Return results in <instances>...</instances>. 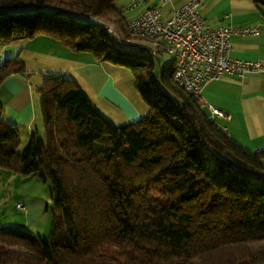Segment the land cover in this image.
Listing matches in <instances>:
<instances>
[{
    "label": "trees",
    "instance_id": "obj_1",
    "mask_svg": "<svg viewBox=\"0 0 264 264\" xmlns=\"http://www.w3.org/2000/svg\"><path fill=\"white\" fill-rule=\"evenodd\" d=\"M38 36L127 67L150 110L114 124L74 80L44 73V132L20 150L0 104V168L53 185L47 237L0 227V264H264V152L237 143L177 81L173 54L158 67L161 49L131 47L146 38L116 0H0V43ZM15 74L32 76L20 54L0 64V87Z\"/></svg>",
    "mask_w": 264,
    "mask_h": 264
},
{
    "label": "crops",
    "instance_id": "obj_2",
    "mask_svg": "<svg viewBox=\"0 0 264 264\" xmlns=\"http://www.w3.org/2000/svg\"><path fill=\"white\" fill-rule=\"evenodd\" d=\"M133 0H116L118 7L126 9L127 21L140 14L146 6L156 5L169 17L175 7L189 0H142L131 9ZM202 14L213 27L227 25L257 26L259 32L246 36L233 35L230 56L247 60L264 59V8L253 0H204ZM131 45L153 51L155 46L146 39L131 40ZM160 52V51H159ZM164 55L168 51L161 50ZM20 54L28 73L15 74L4 80L0 87V104L5 119L25 131L30 139L34 131H44L39 94L36 87L44 73L63 75L74 80L90 97L95 106L114 124H125L141 118L150 106L143 101L133 85V77L111 63H100L91 52H74L54 38L38 36L11 44L0 43V64ZM169 55H171L169 53ZM172 57V55H171ZM126 74V75H125ZM204 101L228 116L215 115L226 126L229 136L252 153L264 152V73H249L239 78L225 74L209 82L203 91ZM213 116V114H212ZM17 180L9 171L0 168V187L9 179ZM0 191V199L5 197ZM18 193L19 196H18ZM16 196V207L27 214L29 223L36 222L34 204L30 196ZM28 207L22 209L19 203ZM36 208V207H35ZM50 227V219L45 231Z\"/></svg>",
    "mask_w": 264,
    "mask_h": 264
},
{
    "label": "built area",
    "instance_id": "obj_3",
    "mask_svg": "<svg viewBox=\"0 0 264 264\" xmlns=\"http://www.w3.org/2000/svg\"><path fill=\"white\" fill-rule=\"evenodd\" d=\"M142 2L133 0L131 9ZM203 2L189 0L175 7L169 17L156 5L146 6L140 14L128 21V28L132 34L146 38L155 47L173 54L175 78L205 107L203 91L209 82L226 73L242 76L264 71V59L232 58V36L257 34L259 28L231 23L213 27L201 12ZM106 29L112 35L119 34L110 23L106 24ZM211 112L213 117L228 116L213 107Z\"/></svg>",
    "mask_w": 264,
    "mask_h": 264
},
{
    "label": "rangeland",
    "instance_id": "obj_4",
    "mask_svg": "<svg viewBox=\"0 0 264 264\" xmlns=\"http://www.w3.org/2000/svg\"><path fill=\"white\" fill-rule=\"evenodd\" d=\"M79 18H82V17H79ZM114 28L117 31L119 29V28L117 29L116 27ZM122 32L124 33V31ZM129 45L131 46L130 42H129ZM131 47H133L135 50L142 51L145 54L152 55L153 53V51L150 49L141 50L143 48L140 47L139 45H133ZM153 56H154V60L158 67H160V61L163 64L162 66H165L166 64L171 63V60H172L171 55H169V53L167 52H165L164 55L162 54L161 51L156 52V54H153ZM123 71L128 72L129 75L133 77L132 73L129 71L127 67H125ZM263 72L264 71H260L256 73H263ZM228 74L234 77L243 78V77H246L249 73L242 75V76L231 74V73H228ZM224 75L222 77H224ZM133 85L137 89V87L135 86L134 79H133ZM139 95L142 97L143 101H145L148 104V106H150L145 96L141 94ZM149 110L150 108L148 109V111ZM141 118L135 119L133 121H137ZM217 121L221 126L223 127L226 126L221 120H217ZM24 135H26V132L20 131V138H21L20 150H22L30 140V139L29 140L25 139ZM6 171H9V170H6ZM9 173L13 177L16 176L17 180H12L11 178L8 181L4 182L3 187L7 186L5 190H3V188L0 187V191L3 190V194L5 195V197H2L0 199V227H9V228L28 230L36 235L47 237L48 231H45V228L47 226V222L53 216V202L51 198V190H52L53 185H52L51 180L49 179L44 180L39 174L23 175L19 173H14L13 171H9ZM18 192H21V195L23 197L30 196V198L36 202V205L34 204V210H33L34 217L38 218L36 222L29 223L26 212L16 207L17 200L15 198ZM19 194L20 193H18V196ZM18 207L22 209H26V210L28 208L23 202L19 203Z\"/></svg>",
    "mask_w": 264,
    "mask_h": 264
}]
</instances>
